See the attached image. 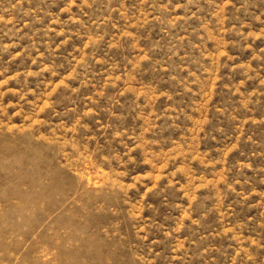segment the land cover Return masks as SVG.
Masks as SVG:
<instances>
[{
	"label": "rangeland",
	"instance_id": "rangeland-1",
	"mask_svg": "<svg viewBox=\"0 0 264 264\" xmlns=\"http://www.w3.org/2000/svg\"><path fill=\"white\" fill-rule=\"evenodd\" d=\"M0 264H264V0H0Z\"/></svg>",
	"mask_w": 264,
	"mask_h": 264
},
{
	"label": "bare ground",
	"instance_id": "bare-ground-1",
	"mask_svg": "<svg viewBox=\"0 0 264 264\" xmlns=\"http://www.w3.org/2000/svg\"><path fill=\"white\" fill-rule=\"evenodd\" d=\"M34 158V157H33ZM33 160V159H32ZM36 160V159H35ZM31 178V177H30ZM33 179V178H32ZM23 180H24V178H23ZM16 181V180H15ZM27 183V182H26ZM28 185V184H27ZM12 210V209H11ZM50 210V209H49Z\"/></svg>",
	"mask_w": 264,
	"mask_h": 264
}]
</instances>
